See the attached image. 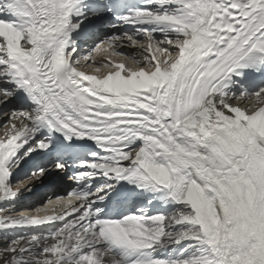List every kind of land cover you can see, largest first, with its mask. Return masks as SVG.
<instances>
[{"label": "snow or ice", "instance_id": "snow-or-ice-1", "mask_svg": "<svg viewBox=\"0 0 264 264\" xmlns=\"http://www.w3.org/2000/svg\"><path fill=\"white\" fill-rule=\"evenodd\" d=\"M0 121V264H264V0H0Z\"/></svg>", "mask_w": 264, "mask_h": 264}, {"label": "bare ground", "instance_id": "bare-ground-1", "mask_svg": "<svg viewBox=\"0 0 264 264\" xmlns=\"http://www.w3.org/2000/svg\"><path fill=\"white\" fill-rule=\"evenodd\" d=\"M126 51H128L129 52V54L132 52V51H134V49H127ZM0 123H2V121H0ZM3 130L2 129H0V136H3ZM25 205V204H24ZM0 207H3V206H0ZM0 214H2V213H0Z\"/></svg>", "mask_w": 264, "mask_h": 264}]
</instances>
